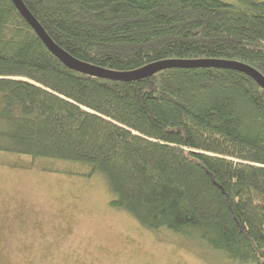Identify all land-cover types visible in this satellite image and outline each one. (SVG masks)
Segmentation results:
<instances>
[{"label": "trees", "instance_id": "obj_1", "mask_svg": "<svg viewBox=\"0 0 264 264\" xmlns=\"http://www.w3.org/2000/svg\"><path fill=\"white\" fill-rule=\"evenodd\" d=\"M79 61L244 63L264 77V0H21ZM0 152L80 164L109 206L206 264H264V90L228 69L120 82L62 64L0 0Z\"/></svg>", "mask_w": 264, "mask_h": 264}, {"label": "rangeland", "instance_id": "obj_2", "mask_svg": "<svg viewBox=\"0 0 264 264\" xmlns=\"http://www.w3.org/2000/svg\"><path fill=\"white\" fill-rule=\"evenodd\" d=\"M88 171L0 152V264H206L174 233L112 209L103 179Z\"/></svg>", "mask_w": 264, "mask_h": 264}, {"label": "water", "instance_id": "obj_3", "mask_svg": "<svg viewBox=\"0 0 264 264\" xmlns=\"http://www.w3.org/2000/svg\"><path fill=\"white\" fill-rule=\"evenodd\" d=\"M22 18L30 25L45 47L67 68L81 74L107 79L111 81L131 82L145 79L153 76L159 71L165 69H198L215 68L228 69L243 73L250 77L256 84L264 90V77L251 66L244 63L221 60V59H166L146 64L140 68L129 71H112L97 67L77 60L70 54L58 47L45 33L39 23L34 19L26 9L21 0H11Z\"/></svg>", "mask_w": 264, "mask_h": 264}]
</instances>
